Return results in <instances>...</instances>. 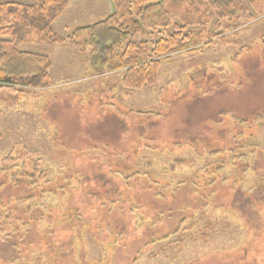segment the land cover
<instances>
[{
    "label": "rangeland",
    "instance_id": "rangeland-1",
    "mask_svg": "<svg viewBox=\"0 0 264 264\" xmlns=\"http://www.w3.org/2000/svg\"><path fill=\"white\" fill-rule=\"evenodd\" d=\"M113 9L69 0L51 24L63 43L20 46L49 57L50 84L0 88V264H264V14L128 89L66 39ZM118 118L129 125L118 144L90 143L86 126ZM139 126L150 148L135 144ZM20 164L49 181L13 175ZM208 221L205 238L179 245ZM160 244L167 254L151 256Z\"/></svg>",
    "mask_w": 264,
    "mask_h": 264
},
{
    "label": "trees",
    "instance_id": "trees-1",
    "mask_svg": "<svg viewBox=\"0 0 264 264\" xmlns=\"http://www.w3.org/2000/svg\"><path fill=\"white\" fill-rule=\"evenodd\" d=\"M68 2L69 0H34L31 4L0 2V88L23 97L34 88H45L50 84L49 57L43 53L22 50L20 46L28 43H63L65 40L54 33L51 24L63 13ZM112 2L114 9L108 16L76 28L66 39L85 56L91 67L97 70L123 71L121 82L128 89L154 84L162 59L166 60L176 52L200 51L217 40L221 44H227V36L236 32L241 25L240 20L247 21L264 14V0ZM254 116V119L264 121V110ZM233 118L244 120L238 116ZM119 119L115 120L116 124H111L114 121L110 120L111 123L100 130L98 126L94 129L83 127L92 140L90 143H102L107 137L111 143L118 144L120 135L129 130L127 122ZM143 129L138 127L136 133L142 140H136L135 144L150 148L147 141L152 140L151 136L144 135ZM178 140L176 137L175 141L163 144L173 145ZM208 151V154L215 152L211 148ZM9 157H4V160H11ZM14 167L21 169L12 172L15 173L13 175L27 177L33 184L40 180L49 181L45 174L35 168L26 173L24 164ZM13 181H16L15 178ZM95 182L104 184L100 179ZM205 223L203 232L199 233L197 224L191 222L189 228L192 233L181 232L176 237L180 241L179 245L184 244L187 236H192L195 240L205 238L208 229L214 230L212 222ZM166 251L168 252L167 246L160 244L151 252V256L167 254Z\"/></svg>",
    "mask_w": 264,
    "mask_h": 264
}]
</instances>
